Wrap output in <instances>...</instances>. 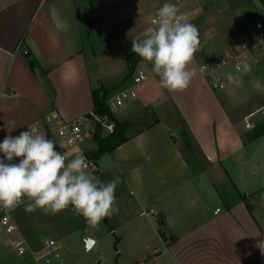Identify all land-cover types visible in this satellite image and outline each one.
Returning <instances> with one entry per match:
<instances>
[{
  "label": "crops",
  "instance_id": "obj_1",
  "mask_svg": "<svg viewBox=\"0 0 264 264\" xmlns=\"http://www.w3.org/2000/svg\"><path fill=\"white\" fill-rule=\"evenodd\" d=\"M95 13L93 0H0V142L34 128V135L46 138L50 127L42 119L48 113L56 111L68 122L86 117L94 109V88L107 82L117 94L133 85L91 73L83 35L94 31ZM113 19H100L106 34L117 26ZM139 31L143 38L146 29ZM202 58L194 56L189 65L194 75L183 92L161 88L154 74L142 96L136 92L120 107L123 119L114 111L119 121L143 109L155 110L158 118L95 160L94 175L103 182L119 178V212L95 227L81 215L84 238L92 241L87 251L109 229L115 264H264V92L254 87L264 63L236 73L240 86L227 78L225 87L215 90L199 70ZM142 60L137 67L152 65ZM168 107L178 125L160 117ZM182 118L195 141L190 155L203 163L199 168L183 148ZM96 149L93 133L78 148ZM73 158L75 151L66 160ZM64 210L12 211L18 230L12 236L0 232V264H88L84 254L41 256L45 241L61 248L56 236L65 235L72 223L59 219ZM45 231L56 236L43 239ZM13 237L26 241L27 255L17 252Z\"/></svg>",
  "mask_w": 264,
  "mask_h": 264
},
{
  "label": "clouds",
  "instance_id": "obj_2",
  "mask_svg": "<svg viewBox=\"0 0 264 264\" xmlns=\"http://www.w3.org/2000/svg\"><path fill=\"white\" fill-rule=\"evenodd\" d=\"M154 27L144 32L142 39H133L131 51L153 65L159 84L169 92H183L189 87L194 72L189 65L198 51L197 27L171 3L159 7ZM248 73V64L238 66V72ZM230 83L240 86L238 75L228 73ZM257 89L261 80L254 82ZM9 124L5 122L4 128ZM14 128V125H13ZM0 205L14 207L27 198V210L37 208L56 214L69 205L92 226L119 212L116 187L119 178L107 183L87 171L90 162L83 155L66 160L56 150L53 140L34 135L31 130L18 136L7 135L0 142ZM19 158V162H13Z\"/></svg>",
  "mask_w": 264,
  "mask_h": 264
},
{
  "label": "rangeland",
  "instance_id": "obj_3",
  "mask_svg": "<svg viewBox=\"0 0 264 264\" xmlns=\"http://www.w3.org/2000/svg\"><path fill=\"white\" fill-rule=\"evenodd\" d=\"M169 1L93 0L96 5V13L94 17L92 16L95 28L91 34L85 31L83 35L91 73L95 76L98 73L99 77L107 81L117 79L120 81L121 86L129 85L131 81L133 83L134 73L129 71L128 55L125 54V51L131 50L133 39H142L138 34L141 28L145 30L149 27H154L149 22L152 12ZM185 14L188 21L194 24L199 31L200 54H203L205 58L224 55L229 50L248 44L252 26L256 21L264 18V10L259 0H199L189 4L185 8ZM104 17L114 18L113 20H115L117 25L116 28H110L107 34L100 25V19ZM198 55L196 54V56ZM141 60L142 58L140 57L139 62ZM257 61L264 63V56ZM226 71L236 75L231 68H227ZM151 77L152 73L148 80L135 86V90L140 93V96H142L144 87L153 82L154 79ZM259 79L262 87L257 89L254 86L255 91L264 92V69L260 72ZM105 83L101 85L109 86V83ZM115 94L113 91L110 96L112 97ZM168 108L166 113H159L160 117L178 125L177 114H174L172 107H170L171 110ZM118 109L117 116L119 119H123L122 112H119L121 108ZM157 118L158 114L153 109L140 110L130 120L133 122V127L127 132L128 136L150 125ZM193 148L195 149L196 146L193 145ZM190 152L191 149L187 152V158H189L193 166L195 168L203 166V163L199 160H193ZM29 203L30 201L25 197L24 202L13 210L14 215L29 211L27 210ZM59 216L62 221L72 222L70 227L67 228V233L62 235L63 237L60 235L59 237L52 231H45L41 233V237L44 239L56 236L60 240L61 248L58 251L61 257L84 254L85 258L88 259V264H115V247L109 238V229L107 230L108 236H103L95 249L87 251L88 244L84 238V218L71 205ZM79 262L84 264V260H79ZM71 263H74V261H71Z\"/></svg>",
  "mask_w": 264,
  "mask_h": 264
},
{
  "label": "built area",
  "instance_id": "obj_4",
  "mask_svg": "<svg viewBox=\"0 0 264 264\" xmlns=\"http://www.w3.org/2000/svg\"><path fill=\"white\" fill-rule=\"evenodd\" d=\"M199 0H170L167 3L176 5L182 13L185 14V8L191 4L198 2ZM162 6V5H161ZM159 6V7H161ZM155 9L150 16L149 22L152 26H156L155 22L158 20V9ZM186 15V14H185ZM250 42L244 44L236 49L227 51L224 55H220L214 58H202L199 62L200 72L209 79L213 89H223L227 79V68H231L237 74H244V72H238V66L242 68L244 64H248L251 68L253 61H257L264 56V18L259 19L252 26L249 33ZM201 53V43L199 44L198 51L195 53ZM157 74L153 71V65L146 67H137L133 75V85L127 89H124L108 100V105L112 112L116 111L119 107L132 98L137 96L135 86L150 78V74ZM43 123L50 128V133L53 140L56 142L59 152L67 156L70 152L75 151V157L83 155L89 164L87 171L91 174H96L97 166L93 159L87 157L86 153L78 150L81 143L84 142L86 137L93 133L94 122L101 123L105 134H111L115 130V122L107 118H101L94 116V119L87 117H80L73 121H64L60 114L56 111L48 113L42 119ZM32 133H37V128L31 130ZM47 131V129H46ZM24 202V198L21 203L14 207H3L0 205V232L7 235H14L18 230V225L12 217V211L18 208ZM145 214V212H144ZM12 245L20 255H27L29 252L26 241L19 237H13L11 239ZM42 257H47L53 254L55 257H59L57 245L54 240L45 241V248L41 251ZM47 262L50 259H46Z\"/></svg>",
  "mask_w": 264,
  "mask_h": 264
},
{
  "label": "trees",
  "instance_id": "obj_5",
  "mask_svg": "<svg viewBox=\"0 0 264 264\" xmlns=\"http://www.w3.org/2000/svg\"><path fill=\"white\" fill-rule=\"evenodd\" d=\"M259 2L261 3L264 10V0H259ZM139 59L140 57L133 52L127 56L130 72H135ZM31 66L32 68L35 67L34 64H31ZM115 88V86L100 85L94 88L92 92L94 109L93 112L86 117L93 120L94 116H98L115 122V130L111 134H105L101 123L98 121L94 122L93 138L97 144V149L86 153L87 157L93 159L94 161L105 153L113 151L115 148L128 141L130 136H128L127 132L133 127V122L130 120L119 121L108 105V100L111 98L110 95L115 90ZM180 125L183 138V148L186 150H192V146L195 141L188 125L183 118L181 119ZM46 138L53 140L49 129L46 131ZM55 145L56 150L59 151L56 142Z\"/></svg>",
  "mask_w": 264,
  "mask_h": 264
},
{
  "label": "water",
  "instance_id": "obj_6",
  "mask_svg": "<svg viewBox=\"0 0 264 264\" xmlns=\"http://www.w3.org/2000/svg\"><path fill=\"white\" fill-rule=\"evenodd\" d=\"M87 244H88L87 248L90 249L91 248L92 241H87Z\"/></svg>",
  "mask_w": 264,
  "mask_h": 264
}]
</instances>
